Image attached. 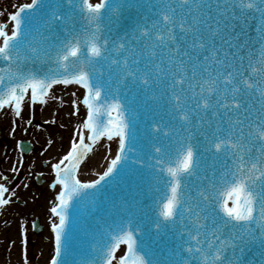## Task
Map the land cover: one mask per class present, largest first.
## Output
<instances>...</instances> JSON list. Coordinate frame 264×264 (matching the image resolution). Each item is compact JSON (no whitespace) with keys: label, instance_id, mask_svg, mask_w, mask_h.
Returning <instances> with one entry per match:
<instances>
[{"label":"snow or ice","instance_id":"obj_1","mask_svg":"<svg viewBox=\"0 0 264 264\" xmlns=\"http://www.w3.org/2000/svg\"><path fill=\"white\" fill-rule=\"evenodd\" d=\"M14 7L0 22V110L20 119L56 100V85L84 90L70 114L86 115L51 165L50 264H69V209L105 212L89 264H264V0ZM101 139L115 155L83 181ZM6 193L0 183V206ZM21 236L28 264L23 225Z\"/></svg>","mask_w":264,"mask_h":264},{"label":"bare ground","instance_id":"obj_2","mask_svg":"<svg viewBox=\"0 0 264 264\" xmlns=\"http://www.w3.org/2000/svg\"><path fill=\"white\" fill-rule=\"evenodd\" d=\"M24 1L25 0H0V5L4 9H9L17 2L19 5L22 4V2ZM26 2H30V0H27ZM2 13L3 15H0V22H4L8 15V13ZM11 27L12 25L9 23L8 28L11 29ZM53 91L55 94H59L58 96L60 99L49 100L47 104L43 105L41 116H39L41 123L37 128H27L28 119H31L33 124L38 123L36 121L35 116L32 115V112H30L27 107L25 108V111L22 114V118H20L19 121L14 119L16 120L15 131L13 132L14 125H12V127L10 128H7L8 134H11V137L13 139L15 138V140L17 141H21L23 138L27 139L31 142V144L29 143L30 145H33L37 148L38 155L35 157V161L37 164H48V166L41 171V175L43 177L52 176L53 180L52 182H50V184L53 183L55 179V174L51 168V165L58 162V160L69 150L74 130L76 126L81 122V119L86 115V109L82 104L80 105V112L78 115L70 114L74 111L72 101L77 99V97L81 96L82 92L84 91L82 88L77 85H56L54 86ZM73 92H75V96L72 95ZM61 100L63 101V104H61ZM35 106H38V104H36ZM5 111L11 112L10 109L6 108L4 110H0V113ZM8 120L10 121L11 119L5 118V121L8 122ZM55 126L68 130L70 137L68 147H60L58 138H56V136L53 135L50 131V129ZM49 141H51V143H49ZM21 142L27 143V141ZM117 147L118 145L116 141H108L106 139H101L97 144H95L93 146L92 152L88 154L86 160L81 165L79 174L80 179L83 181L95 179L96 173L102 172L107 166L108 161L113 158ZM109 148L111 150L110 152ZM20 158L21 154H19L17 147L13 146L11 150H9L7 158L4 161L6 170L9 172L19 171L21 167ZM14 167L16 168V171H13ZM0 183L3 182L0 180ZM44 183L45 180L42 179V184ZM58 188L59 186H57V191ZM5 196L6 198L9 197L8 193H6ZM3 208L4 207L0 209V218L2 216ZM50 208L51 206L49 207L47 214H44V219L48 222L50 227V236H46V242H43L39 249V264H50L51 257L54 255L53 242L51 241L50 248L48 246L49 239L53 240V233L51 232V223L54 220L58 222V218L52 216ZM30 223L31 222L28 215L25 214L24 211H21L18 212L17 215H14L12 220H10V222L6 226L1 227L0 264H23L21 226L23 225V227L26 228V230L28 231L30 228ZM38 224L41 227L40 223ZM123 247L124 246H121V250L118 251L117 256L123 254ZM7 251L9 254L7 253ZM28 264L30 263L28 262Z\"/></svg>","mask_w":264,"mask_h":264},{"label":"rangeland","instance_id":"obj_3","mask_svg":"<svg viewBox=\"0 0 264 264\" xmlns=\"http://www.w3.org/2000/svg\"><path fill=\"white\" fill-rule=\"evenodd\" d=\"M25 0L24 2H26ZM21 2V1H19ZM22 2V3H24ZM18 5V2L15 4ZM14 5L9 9H4L0 5V12L11 13L15 11ZM57 100H59V94H55ZM41 106H34L31 111L32 115L35 116L38 123L27 124V128L33 129L39 126L42 112ZM5 118L11 119L5 121ZM59 118V117H58ZM19 119L15 118L11 112L5 111L0 113V180L9 187L8 196L14 190L15 195L11 196V202L2 211V217L0 219V233L1 227L6 226L10 220L17 215L18 212L24 211L30 219V228L27 231L28 237V259L30 264H39L40 253L39 249L43 242H46V236H50V227L48 222L44 219V214L48 212L50 206H52L55 198L56 189L50 187V182H52L53 177L42 176L41 171L45 169L48 164L41 163L37 164L35 157L38 155L37 148L32 145V151L28 155H23L18 147L19 142L27 141V139H22L21 141L15 140L8 134L7 128L12 127L13 120ZM53 135L58 138L60 147H68L69 145V132L66 129L59 128L58 126L52 127L50 129ZM17 147L19 154H21L20 161L22 160L21 167L17 172H9L6 170L4 161L7 158V154L12 147ZM9 175V176H8ZM40 176L45 180V183L39 185L37 183V178ZM7 178L6 180L4 178ZM27 185V187H25ZM38 220L41 225V230L39 233L34 232L33 224ZM51 241L49 239V248L51 247ZM8 253V251H7ZM9 254V253H8Z\"/></svg>","mask_w":264,"mask_h":264},{"label":"water","instance_id":"obj_4","mask_svg":"<svg viewBox=\"0 0 264 264\" xmlns=\"http://www.w3.org/2000/svg\"><path fill=\"white\" fill-rule=\"evenodd\" d=\"M20 146L23 147V153L25 155H27L31 152V146L28 143H22ZM37 232H38V230H37Z\"/></svg>","mask_w":264,"mask_h":264}]
</instances>
